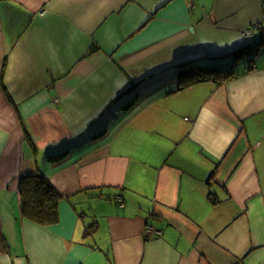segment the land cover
<instances>
[{
  "label": "crops",
  "instance_id": "obj_1",
  "mask_svg": "<svg viewBox=\"0 0 264 264\" xmlns=\"http://www.w3.org/2000/svg\"><path fill=\"white\" fill-rule=\"evenodd\" d=\"M262 35L264 0H0V264H264Z\"/></svg>",
  "mask_w": 264,
  "mask_h": 264
},
{
  "label": "trees",
  "instance_id": "obj_2",
  "mask_svg": "<svg viewBox=\"0 0 264 264\" xmlns=\"http://www.w3.org/2000/svg\"><path fill=\"white\" fill-rule=\"evenodd\" d=\"M264 44V35L255 46H251L253 51L257 49V46ZM243 52L248 56L251 63L253 60L252 53L247 49H242L238 52ZM250 52V53H248ZM236 54V55H237ZM244 55V56H245ZM252 64H250V67ZM193 64H189L187 68H184V80H181L180 88H186L190 85L205 80H212L219 84L224 79L234 76L233 72L227 70H218L208 67L198 70L197 72L191 71ZM185 71H188L185 76ZM19 190L22 198V216L39 224L47 225L54 223L57 220V204L59 197L53 189L49 180L41 174L34 173L31 175H25L20 179ZM86 233H90L86 230Z\"/></svg>",
  "mask_w": 264,
  "mask_h": 264
},
{
  "label": "built area",
  "instance_id": "obj_3",
  "mask_svg": "<svg viewBox=\"0 0 264 264\" xmlns=\"http://www.w3.org/2000/svg\"><path fill=\"white\" fill-rule=\"evenodd\" d=\"M244 33H245L246 35H248V34H250L251 32H250L249 30H246ZM116 200H117V202H121L120 198H117ZM150 233H151V230H150L149 228H147V229L145 230L144 236H145V237H149Z\"/></svg>",
  "mask_w": 264,
  "mask_h": 264
},
{
  "label": "rangeland",
  "instance_id": "obj_4",
  "mask_svg": "<svg viewBox=\"0 0 264 264\" xmlns=\"http://www.w3.org/2000/svg\"><path fill=\"white\" fill-rule=\"evenodd\" d=\"M252 55L254 56V53H252ZM183 117V116H182Z\"/></svg>",
  "mask_w": 264,
  "mask_h": 264
}]
</instances>
